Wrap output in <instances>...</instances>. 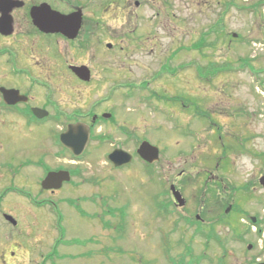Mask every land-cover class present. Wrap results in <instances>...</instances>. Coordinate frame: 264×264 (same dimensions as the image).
Returning <instances> with one entry per match:
<instances>
[{
	"label": "rangeland",
	"instance_id": "rangeland-1",
	"mask_svg": "<svg viewBox=\"0 0 264 264\" xmlns=\"http://www.w3.org/2000/svg\"><path fill=\"white\" fill-rule=\"evenodd\" d=\"M28 1L53 4V9L61 13L68 12V6H71L60 5L57 0ZM72 1L79 0L70 3ZM104 1L81 0L82 5L88 2L82 10L84 18L103 20V27L96 31L93 27L95 36L100 35L99 41L92 45L91 38L89 47L83 52H77V48L61 38L56 45L54 37H39V41L48 40L50 47H37L31 50L32 54L28 53L27 44L18 47L13 38L0 40V49L10 48L18 53L16 65L21 69L30 66V73L38 81L47 82L52 88V101L66 113L90 109L97 112L98 95L96 89L73 84L67 79L57 60L59 54L62 63L79 65L89 61L93 67L114 60L109 65L129 70L134 82L150 78L163 62L166 67L176 69L175 77L163 75L158 82L150 84L149 90H134V97L127 105L118 100L124 90L118 91L112 102L121 116L117 122L132 120L130 129L134 128L138 134L144 131L145 140L159 149V160L146 170L135 157L132 165L114 170L106 159L111 148L119 147L132 154L141 135L129 139L113 135L101 146L96 141L89 142L86 154L75 161L58 146H50L51 135L61 132L65 122L39 124L33 129L31 139H25L29 133L27 128L11 123V131L24 139L25 147L18 152L19 158L6 147L0 151V161L17 163L32 155L34 160L41 157L51 169L63 167L74 174L72 182L64 184L53 200L47 198L58 206L63 217L60 234L64 239L57 252H53L58 234L50 207L30 210L24 207L23 200L9 201L7 198V206H1L2 209L20 207L24 214L30 212L31 217L24 220L27 219L32 227L28 230L19 218L15 219L16 228L0 221V256L7 261L12 252L11 262L19 260L20 264H41L42 258L51 253H54L51 257L54 264H254L258 256L256 246H264V233L256 236L253 227L245 223L247 216L241 225L239 220L245 208L249 217L264 218V213L260 212L264 209V194L251 188V193L235 195L230 186L240 187L259 172L264 173V163L257 170L255 159L239 155L243 147L253 152L264 150V92L255 94L256 85L264 84V7L250 10L258 0H116L117 5L113 7H106ZM23 24L16 22L17 33L25 30ZM87 24L92 26L90 22ZM138 35L148 36L145 39L149 41L151 38V44L142 50L134 49V40L142 41ZM17 39L29 43L25 42L26 38ZM107 42L116 43V49L107 51L104 48ZM118 45L124 47L126 60L114 54L119 50ZM6 58L5 54L0 55V85L17 84L29 93L37 106L44 104L48 90L40 86L30 88L21 75L22 79H14L10 71L8 73L10 65ZM246 60H250L255 73L251 74L244 67ZM122 61L132 65L122 64ZM137 65H152V68L144 71ZM196 67L201 70L203 79L197 76ZM157 91L165 93L160 104L153 97ZM141 98H149V105ZM190 98L192 108L189 107ZM190 111L203 115L200 120L204 124L209 120V130H206L209 131V169L214 167L218 172L213 168L209 173L218 181L222 179L219 187L209 182V187L212 185L213 188L211 192L215 191L220 200L233 194L232 201L237 207V211L225 219L236 230L226 223L216 224L214 234L219 241L211 239L209 246H205L204 240L193 237L190 230L180 228L177 214L165 217L157 208L162 200L165 204L170 201L167 194L176 173L175 165L186 162L191 166L189 172L193 176L199 177L202 172L199 164L201 157H206L202 150L208 139L207 133L191 134L192 138H185L186 135L180 133L186 129L181 123L189 120ZM3 126L9 128V123L5 122ZM192 142L198 143L199 152L190 153L191 147L196 146L190 147ZM36 173L38 199L43 200L47 195L39 194L41 168L37 167ZM209 195V221H214L220 219L222 213ZM69 200H78V206L86 216L70 207ZM190 203L192 207V198ZM121 208L125 209L124 219L118 215ZM169 210L173 211L172 208ZM104 223L108 225L106 229ZM248 229L252 230L247 232ZM248 245L252 250H247ZM261 252L263 257L264 250ZM43 264H51V261Z\"/></svg>",
	"mask_w": 264,
	"mask_h": 264
},
{
	"label": "flooded vegetation",
	"instance_id": "flooded-vegetation-1",
	"mask_svg": "<svg viewBox=\"0 0 264 264\" xmlns=\"http://www.w3.org/2000/svg\"><path fill=\"white\" fill-rule=\"evenodd\" d=\"M71 0H57L58 4H64V5H71L68 6V12L62 13L65 15H69L76 10H83V8H86L88 6V2L84 5L81 4V0L79 1H72ZM102 1V0H99ZM7 2L11 7L10 11H6V7L2 5L0 9V17H2V14L8 13V17L11 20V35L10 36H3L0 34V40H5V39H10L13 38L17 44L18 47L19 44H23L28 47V53H31V50L36 49L37 47H50L49 41H39V37H54L56 39V45H57V40L59 38L64 39L67 43H69L74 49L77 48V52H83L85 49H87L91 43V38H93L92 45H94L96 42L99 41L100 35L95 36V31L96 29H100V27H103V20L97 18V19H86L83 17L82 19V24L80 30L77 32L76 36L74 37L75 39L70 41L65 39L63 36L59 34L55 35H45L41 34L35 27L34 24L32 23L30 19V10L34 7H38L42 4H47L52 10L53 9V4L50 5L49 3L46 2H41L38 4L29 2L28 0H0V4H3ZM21 4L20 7H16L17 5ZM93 3L91 4V6ZM104 5L106 7H113V5H117L116 0H109L107 3V0L104 1ZM1 6V5H0ZM8 8V6H7ZM57 11V10H56ZM61 13V12H60ZM83 13V12H82ZM16 22H21L24 23L23 25L26 27L24 31L21 33L16 32ZM88 22L92 23V26H88ZM28 26V29H27ZM88 26V28H87ZM95 26V31L94 27ZM131 34H134L131 32ZM94 35V36H93ZM139 36V35H138ZM17 38H26L28 40H25V42L29 43H24L21 40ZM139 38H142V41L134 40L135 46L133 47L134 49L142 50L144 46H149L151 43V38L150 41L148 36H139ZM152 42V41H151ZM35 43V45H34ZM130 44L131 42L128 41ZM110 46H109V45ZM116 43H110L107 42L104 44V48L107 51H112L113 49H116ZM155 47L158 46L157 44H153ZM129 47H132L131 44ZM119 50L115 51L114 54L119 56H122V59L124 58V47L118 45ZM22 49V48H20ZM21 51V50H20ZM30 51V52H29ZM58 51V50H57ZM27 52V51H26ZM27 53V54H28ZM6 55L7 56V62L10 65L8 68V73L10 71L11 75L15 77L14 79L21 78L23 76V79L28 83L30 88L33 87H43L48 90V94L45 96L44 100L45 103L42 105L37 106L38 104H35V102H32L31 97L29 96V93L22 90L19 85H5L2 84L0 85L1 87H4L8 90H16L18 91L19 95L25 97V100L19 101L15 105H6L3 97L0 93V151L5 150V148H9L12 150L18 157L19 153L22 152V149H24V139H21L20 136H18L17 133H14L11 131V123H19L20 127L27 128L29 130V133H27L25 136V139H31V133L33 129L38 125L39 121L33 116L32 114V109L33 108H40L42 110H46L48 113L47 117L45 118L46 122H65V123H84L90 128L91 136L92 139L91 141H96L99 146L105 144V143H100V139H104L106 141L112 139V136H119V137H124L125 139L129 138H136V136L141 135V141L144 140L146 137L143 136V132L141 134H138L137 131L134 130L132 127V120H125L124 122L118 123L117 119L120 116L119 113H117L116 109L114 106H112L113 99L117 97V93L120 90H124L122 94V98L120 95V98L118 99L120 102H123L127 105V102L132 100L134 97L133 91L138 90V91H147L149 90L150 84H155L158 82L163 75H168L170 77H175V73L170 71L168 74L166 73V63L163 62L162 64H159V67L155 69V72L152 74L150 78L141 80L139 82H134L131 80V77L133 76L132 73L128 70H122L117 68L114 65H109L110 63H114L115 61H109L102 63L101 66L99 67H93V65L88 61V63L84 64H67L66 62L62 63V57L58 52V61H60V65H62L61 72L63 74L67 75V79L71 81L73 84H78L83 87L87 88H92L96 89V93L98 95V99L95 101V105L98 106V111L95 112V110L90 109L89 111L82 112L80 110H74L71 113H66L65 110L61 109L54 101H52V88L47 82H40L34 77L30 71L31 67L29 66L24 67L21 69L16 65L15 62V57L18 53L15 51L11 50L10 48L6 49H0V55ZM26 54V53H25ZM24 55V53H23ZM112 59L114 57L112 56ZM126 60V59H125ZM122 61V64H127V65H132L130 62ZM135 64V63H134ZM139 65V63H137ZM137 65V66H138ZM27 66V65H26ZM78 67L82 68L87 72V75L85 76L84 79L80 78L75 72L72 71V68ZM144 71L151 70L152 65H149V67H143V66H138ZM173 70V69H171ZM196 71V70H195ZM9 73V74H10ZM146 75L147 72L145 73ZM10 75V76H11ZM21 75V76H20ZM91 90V89H90ZM165 93H160V92H154L153 97H157L155 99V102L161 103V100L163 98ZM187 97V96H186ZM31 101V102H30ZM141 101L143 103H146L149 105L150 99L149 98H141ZM193 100L190 98L189 100V107L192 108L193 106ZM123 104V105H125ZM125 105V106H126ZM53 110H51V109ZM171 109V108H170ZM128 110V109H127ZM206 111H208L206 109ZM53 112V115L50 114ZM179 112L180 111L179 109ZM9 113V114H8ZM189 113V120L186 121L185 123L178 122V124H184L185 130H180V133L182 135H186L185 138L191 137V134H194L197 136L198 133L204 134L207 133V141L205 144V149L202 150V152H206V157L200 159L201 164L199 166L201 167V174L200 176H193L189 171L191 166L188 165L186 162L180 163L175 165V176L172 185L174 186L175 190L179 192L181 197L184 200V205L181 207H178L170 194V207L172 208V212H165L161 210V214H165V217H168L167 215L170 214H177L178 215V224L181 227L185 228L186 230H190L191 233L193 234V237L199 238L200 240H204L205 246H209V235H210V227L213 223V221H209V194H211L212 199H213V204L216 207H219V210L221 211L222 215L221 218L223 219L225 223V216H229L231 212L237 211V210H232L233 207L235 206L234 202H231L230 198H226L225 200H220L217 198L218 194L211 192L213 190L212 185L209 187V182L214 184V186L219 187V184L222 183V179L220 181L217 180V178L209 173L211 169H209V120L206 121L204 124L200 118L203 115L198 116L195 111H190ZM194 117V118H192ZM129 118H133L130 117ZM120 119V118H119ZM6 120V121H5ZM44 120V121H45ZM5 122L9 123V128L3 126ZM43 123V124H45ZM48 124V123H47ZM177 124V125H178ZM176 125V126H177ZM52 134V132H51ZM52 136V141L49 140L50 146H55V136L54 133L51 135ZM90 141V142H91ZM105 142V141H104ZM107 143V142H106ZM193 144H196V146H192ZM49 146V147H50ZM191 147V152L190 153H195L199 152L198 148V143H193L189 144ZM118 147H113L111 150L108 152L111 153L113 150L117 149ZM63 151V148H61ZM36 149L32 151V153L35 155ZM130 153V152H129ZM134 153V152H133ZM132 153V154H133ZM22 154V153H21ZM20 154V155H21ZM107 154V155H108ZM245 154L256 161V166L257 170H260L262 168V163H264V150L261 152H253L250 150V148L246 149L245 147L241 148L240 154ZM181 155V153H180ZM22 156V155H21ZM31 158H24L19 160L17 163L15 162H8V161H0V221H2L5 225L11 226L9 222L6 221L5 216H11L14 220L19 218L25 226L30 230L29 228L32 227L31 223L24 218L26 217H31L28 212L27 214L23 213L22 208L20 207H12V209H2L1 206L6 205V200L9 198V201L11 199H21L24 201V207L30 210H38V209H44L45 207H50L49 204L51 205L52 202L49 201L50 198L56 196L58 192H53V191H44L41 190L39 191V194L47 195L43 198V200L38 199V192H37V173L36 169L37 167L41 168L42 171V177L40 181L43 179L47 171L53 170L49 168L45 162L42 160L40 157V160H34L35 156L30 155ZM19 158V157H18ZM111 165V164H110ZM113 168V166L111 165ZM195 168H198V165L195 166ZM65 170L63 167H58L56 170ZM255 169V168H254ZM23 170H25L23 172ZM115 170V169H114ZM214 171L217 172V170L214 168ZM23 172V174H22ZM218 173V172H217ZM219 178V174L217 175ZM264 177V173H258L254 179L250 180L246 184H242L241 187V192L240 193H251V188L253 190L259 189L262 191V194H264V188L260 185L259 180ZM40 184V182H39ZM255 188V189H254ZM192 189L195 190V192H192ZM214 193V194H213ZM253 194V193H252ZM252 194L250 195V198H252ZM49 198V199H47ZM191 198H192V207L190 206L191 203ZM59 201V200H58ZM164 205H167L164 203ZM262 204H260L261 206ZM264 205V203H263ZM7 206V205H6ZM51 209V208H50ZM260 212L264 213V209L260 210ZM17 213V214H16ZM243 217H240L239 220V225H241V221L243 220L244 216H247L248 222L245 221V223H248L250 226L253 227V232L255 233L256 236H261L262 233H264V218L260 216L256 217H249L248 211H246V208L244 209ZM215 215H218L215 214ZM216 218V216H215ZM16 221V220H15ZM216 221L218 219L216 218ZM1 222V223H2ZM222 222L218 223L224 224ZM230 225V223H228ZM242 227V226H241ZM16 228V227H15ZM252 229H250L251 231ZM249 231V229H248ZM264 236V234H263ZM13 245H16L15 242H11ZM258 249L257 257L255 258L254 264H264V256L262 257V250H264V246H256ZM248 249V248H247ZM252 250V246L250 249ZM11 258H9L7 261L0 256V264H20L21 261L15 260L13 263L11 262V259L14 258V254L10 252Z\"/></svg>",
	"mask_w": 264,
	"mask_h": 264
},
{
	"label": "water",
	"instance_id": "water-1",
	"mask_svg": "<svg viewBox=\"0 0 264 264\" xmlns=\"http://www.w3.org/2000/svg\"><path fill=\"white\" fill-rule=\"evenodd\" d=\"M0 9L3 6L6 7V11H10L11 7L7 2L0 4ZM8 6V8H7ZM21 4L16 7H20ZM30 17L33 24L44 33H61L68 39H73L81 26V11H77L70 15H61L56 11H52L47 4H42L38 7H34L30 10ZM11 20L8 17V13L2 14L0 18V33L3 35L11 34ZM72 70L82 79L85 78L87 72L82 68H72ZM3 94L4 99L7 103H15L19 101L21 96L14 91H6L4 89L0 90ZM13 97L16 99L11 100ZM33 114L42 118L47 115L45 111L39 109H33ZM89 140V128L82 124H69L66 130L60 134L59 141L75 156L79 157ZM137 155L146 163L152 164L158 160V149L151 146L148 142H142L137 149ZM108 160L113 164L114 167H121L127 165L131 162L132 157L128 153L116 149L108 155ZM70 179L69 173L65 171L59 172H49L45 179L41 183L42 189L45 190H56L59 189L63 182H68ZM260 185L264 188V177L259 180ZM171 193L179 207L184 205V200L181 198L180 194L175 191L174 187H170ZM250 247V246H249Z\"/></svg>",
	"mask_w": 264,
	"mask_h": 264
},
{
	"label": "trees",
	"instance_id": "trees-1",
	"mask_svg": "<svg viewBox=\"0 0 264 264\" xmlns=\"http://www.w3.org/2000/svg\"><path fill=\"white\" fill-rule=\"evenodd\" d=\"M256 4H254L253 6H251L250 7V10L251 11H254V10H256L255 8L256 7H258V8H260L261 9V7H264V0H258L257 2H255ZM200 49H201V47H200ZM249 61L250 60H246V61H244L243 63H244V67H246V69H248V71L251 73V74H253V73H255L256 71H255V68L253 67V66H251L250 64H249ZM199 73L201 74V70L199 69ZM235 190V188H231V191H234ZM71 205L73 204V202H69ZM79 210V209H78ZM80 211V210H79ZM81 212V211H80ZM235 230V229H234Z\"/></svg>",
	"mask_w": 264,
	"mask_h": 264
}]
</instances>
